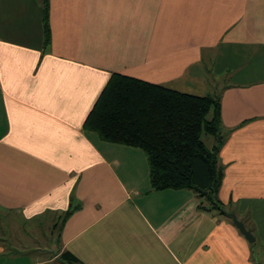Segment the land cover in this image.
<instances>
[{
	"label": "crops",
	"instance_id": "0c3cea01",
	"mask_svg": "<svg viewBox=\"0 0 264 264\" xmlns=\"http://www.w3.org/2000/svg\"><path fill=\"white\" fill-rule=\"evenodd\" d=\"M47 4L45 44L44 0H0V264H264V0ZM113 73L220 97L217 196L253 242L84 127Z\"/></svg>",
	"mask_w": 264,
	"mask_h": 264
},
{
	"label": "trees",
	"instance_id": "16d2710c",
	"mask_svg": "<svg viewBox=\"0 0 264 264\" xmlns=\"http://www.w3.org/2000/svg\"><path fill=\"white\" fill-rule=\"evenodd\" d=\"M44 40L49 42L48 4L44 0ZM211 113V118L207 115ZM84 127L109 142L143 150L153 189L191 188L206 194L199 208L226 214L217 193L223 178L218 152L221 142L208 148L202 134L221 138L218 95H194L133 76L113 73L87 115ZM65 264H85L69 250Z\"/></svg>",
	"mask_w": 264,
	"mask_h": 264
},
{
	"label": "rangeland",
	"instance_id": "374dc122",
	"mask_svg": "<svg viewBox=\"0 0 264 264\" xmlns=\"http://www.w3.org/2000/svg\"><path fill=\"white\" fill-rule=\"evenodd\" d=\"M207 118L209 119V118H211V113H209L208 115H207ZM202 140H203V142L205 143V145L208 147V148H211L215 143H216V141H219V139H215V137L214 136H212V135H209V134H202ZM57 229L58 228H54V226H52V225H49V226H47V228H46V231H47V234H49L50 236L49 237H47V238H45L46 239V242H44V241H40V242H36V241H34V243H32V242H30L29 244L27 243V242H25V244H22L21 242L20 243H16L15 242V244H14V246L15 247H17V248H19V249H24V247L25 248H32V247H34V246H36V245H40V246H49V245H51L52 243H50V242H48V238H54V236H55V234L57 233ZM51 231L53 232L52 234H51ZM47 236V235H46ZM1 240V239H0ZM42 240V239H41ZM12 249L11 248H5L4 249V251L5 252H10ZM42 256L43 257H45V256H47V253H43L42 254Z\"/></svg>",
	"mask_w": 264,
	"mask_h": 264
},
{
	"label": "water",
	"instance_id": "95a60500",
	"mask_svg": "<svg viewBox=\"0 0 264 264\" xmlns=\"http://www.w3.org/2000/svg\"><path fill=\"white\" fill-rule=\"evenodd\" d=\"M219 142H221V138H219ZM194 190L198 193L199 196H203L206 194V191H202L197 186L194 187ZM226 214L232 219V222L237 226L239 231L245 236L248 241L253 242L255 240V237L253 236L251 230L245 226L244 222L237 217L235 212L230 211L226 212Z\"/></svg>",
	"mask_w": 264,
	"mask_h": 264
}]
</instances>
